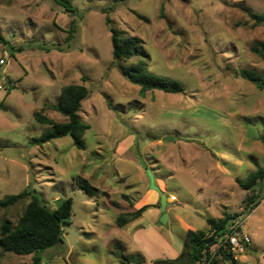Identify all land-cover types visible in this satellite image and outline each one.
Here are the masks:
<instances>
[{"label": "rangeland", "instance_id": "rangeland-1", "mask_svg": "<svg viewBox=\"0 0 264 264\" xmlns=\"http://www.w3.org/2000/svg\"><path fill=\"white\" fill-rule=\"evenodd\" d=\"M71 2L74 14L52 0H0V31L8 42L0 44V201L23 190L51 209L72 199L62 243L42 252L41 264H120L115 242L128 264H152L136 256L124 227L115 224L119 214L142 206L159 211L147 169L170 217L166 224L158 219L153 231L160 247L159 239L166 241L164 251L149 238L158 261L168 258L170 242L182 248L186 233L175 215L184 231L206 235V219L237 215L250 244L233 254L235 264H264V200L244 215L251 192L236 183L264 168V90L238 75L253 71L264 81V60L250 50L264 43V23L247 14L264 15V0ZM110 27L141 39L148 71L177 80L183 92L140 96L113 62ZM69 85L88 89L78 113L89 126L85 149L68 136L33 144L49 128L33 113L64 122L50 107ZM78 178L96 189L94 196L77 188ZM30 200L0 207V224H15ZM31 261L32 255L0 251V264Z\"/></svg>", "mask_w": 264, "mask_h": 264}, {"label": "trees", "instance_id": "trees-1", "mask_svg": "<svg viewBox=\"0 0 264 264\" xmlns=\"http://www.w3.org/2000/svg\"><path fill=\"white\" fill-rule=\"evenodd\" d=\"M60 6L65 12L74 14L76 12L71 0H52ZM124 2L126 0H116ZM138 19L147 21L144 17L137 13H133ZM249 18L255 24L264 23V15L247 13ZM106 24H110L108 18L105 19ZM111 54L114 64L117 66L120 74L131 84L139 87V95L144 96L147 92L161 91L166 94H179L183 92V88L177 80L151 74L147 69V55L143 50L142 40L138 37L127 35L124 31H118L109 28ZM0 44L7 46L8 42L4 39L0 31ZM251 52L258 55L264 60V43H256L251 46ZM132 58L137 61L125 65L124 63ZM238 75L253 83L259 90H264V81L261 76L253 71L243 70ZM88 96V89L83 85H69L61 89L56 105L50 109L61 115L64 122H54L41 112H34L33 118L40 125L49 128L43 131L38 139H33V144H44L54 139L70 137L73 145L78 150L85 149L83 136L89 126L80 121L79 111L81 102ZM260 142L264 147V137H260ZM254 165L257 166L256 163ZM238 186L250 191L251 195L247 197L244 215H248L263 200L264 193L262 184L264 183V168L250 174L245 181L236 180ZM76 186L82 190L87 196H94V189L87 180L78 178ZM258 186L256 192L255 187ZM31 196V200L26 205L23 213L15 224L10 220L4 219L0 224V251L3 253H11L16 256L32 255L31 264H41L40 254L58 244L62 243V232L64 227L70 225L72 216V199L66 198L58 200L56 208L51 209L41 203L31 191L23 190L14 195H8L0 201V207L7 209L14 206L20 200ZM151 206H142L141 208L128 213H121L116 217L115 224L118 228L138 220L141 215ZM237 215H224L222 219H206V223L211 231L206 235L204 232L187 231L182 243V249L178 257L174 260L153 261V264H221L222 261L229 264H235L233 253L227 248L224 242L225 234L230 233L231 221ZM114 252L112 254L120 261V264H128V258L121 255L119 243H114ZM211 252L213 253L210 256ZM136 256H140L137 254ZM133 259V257H130ZM142 259V256H140ZM264 259V254H263ZM139 264V263H138Z\"/></svg>", "mask_w": 264, "mask_h": 264}, {"label": "crops", "instance_id": "crops-1", "mask_svg": "<svg viewBox=\"0 0 264 264\" xmlns=\"http://www.w3.org/2000/svg\"><path fill=\"white\" fill-rule=\"evenodd\" d=\"M145 216L148 217V222L142 223V218H144ZM159 218H160L159 211L154 208H150L147 211H145L138 220L126 225L124 227V230L122 231L123 236H125V238H127L128 241H130L129 243L132 245V248L136 249L135 250L136 254H139L140 256H142L144 260L145 258L151 259L152 264H153V261H158L157 258H159V255H157L156 253L158 252L159 249H161L160 251H162V249L164 251V248H165L164 244H166V241H164L163 239L161 241V239H159V242H161V247H162L161 248L158 245V242L156 241V239L160 237L156 235L155 232H153L155 230V224L158 222ZM169 218L170 217L168 215V221H169ZM174 219L175 221L180 223L182 227V231L186 233L188 230L186 231L183 230V224H185L183 219L179 217L178 215H175ZM149 238L153 239L152 242L159 248L156 252H153V250L150 248V245L148 244L150 242ZM181 249L174 248L173 244L170 242V248L166 249L167 253H169V256L166 260L176 259ZM160 255H164V254H160Z\"/></svg>", "mask_w": 264, "mask_h": 264}, {"label": "built area", "instance_id": "built-area-1", "mask_svg": "<svg viewBox=\"0 0 264 264\" xmlns=\"http://www.w3.org/2000/svg\"><path fill=\"white\" fill-rule=\"evenodd\" d=\"M242 222L243 220L241 219V217H236V219L231 223L229 227L230 233L225 234L224 236V242L227 243V248L233 254L243 253L244 248L250 244L249 236L242 230ZM212 255L213 253L211 252L210 256Z\"/></svg>", "mask_w": 264, "mask_h": 264}, {"label": "water", "instance_id": "water-1", "mask_svg": "<svg viewBox=\"0 0 264 264\" xmlns=\"http://www.w3.org/2000/svg\"><path fill=\"white\" fill-rule=\"evenodd\" d=\"M164 141H170V138H164ZM146 173L148 175L149 178V189L154 190L158 193L160 199H159V211L161 213V216L159 218V223L161 224H166L167 219H168V215L165 212L166 206L167 204V198L166 196L162 193V191L155 185V179L154 176L152 174V172L150 171V169L146 170Z\"/></svg>", "mask_w": 264, "mask_h": 264}]
</instances>
